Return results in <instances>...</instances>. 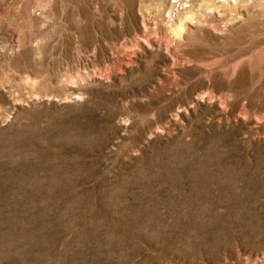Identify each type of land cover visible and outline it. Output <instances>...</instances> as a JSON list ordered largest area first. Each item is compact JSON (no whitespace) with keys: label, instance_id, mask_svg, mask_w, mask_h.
I'll return each instance as SVG.
<instances>
[{"label":"rangeland","instance_id":"obj_1","mask_svg":"<svg viewBox=\"0 0 264 264\" xmlns=\"http://www.w3.org/2000/svg\"><path fill=\"white\" fill-rule=\"evenodd\" d=\"M0 264H264V0H0Z\"/></svg>","mask_w":264,"mask_h":264}]
</instances>
